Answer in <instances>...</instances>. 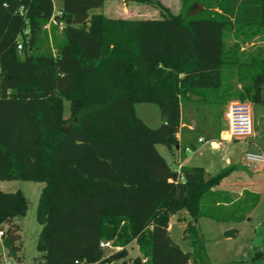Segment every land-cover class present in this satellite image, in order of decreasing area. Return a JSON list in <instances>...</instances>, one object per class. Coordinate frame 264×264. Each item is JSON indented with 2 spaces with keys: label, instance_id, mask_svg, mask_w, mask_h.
I'll list each match as a JSON object with an SVG mask.
<instances>
[{
  "label": "trees",
  "instance_id": "1",
  "mask_svg": "<svg viewBox=\"0 0 264 264\" xmlns=\"http://www.w3.org/2000/svg\"><path fill=\"white\" fill-rule=\"evenodd\" d=\"M62 2L61 36L52 51H40L54 0H0V180L45 184L36 210L38 264H112L128 258L132 243L130 264H211L198 219L213 217L208 201L222 204L215 188L232 168L213 176L197 165L176 168L157 145L180 147L182 98L221 102L223 70L234 64L225 32L263 27L264 0H217V10L193 14L189 5L173 13L155 2L158 18L92 12L106 0ZM253 65L248 90L264 104V56ZM136 103L157 104L162 124L148 126ZM28 208L21 189L0 190V230L16 251L14 219ZM182 211L191 218L184 236L193 252L170 235V219ZM101 241L119 249L108 253Z\"/></svg>",
  "mask_w": 264,
  "mask_h": 264
},
{
  "label": "rangeland",
  "instance_id": "2",
  "mask_svg": "<svg viewBox=\"0 0 264 264\" xmlns=\"http://www.w3.org/2000/svg\"><path fill=\"white\" fill-rule=\"evenodd\" d=\"M130 0H106L102 8L94 9V13H106L113 16H122L121 12H113V5L123 6L127 4L129 12L126 17L141 18H158L161 8L155 2L168 7L173 13H180L189 5V13H197L206 8L207 10H217V0H150V2H128ZM61 0H55V8L58 9ZM110 10L112 12H110ZM132 10L133 12H131ZM62 28L49 26L47 23L43 28V34L39 41L40 51H52L54 40L61 36ZM56 37V38H55ZM226 55L229 56L232 63L241 64L240 68L233 66L225 67L222 75V87L220 89L221 99L219 104L208 103L203 97L191 95L188 99L182 98V122L194 126V130L190 132V137L186 136V141L195 143L200 150L196 152L191 150L186 152L187 157L193 158V165H202L206 159H209L207 153L212 139H219L222 132H227V119L225 110L227 104L231 101H239L240 103L249 102L252 112L255 114L258 123L257 133H264V104L256 103L252 100L251 92L248 90L250 86L249 76L253 72L255 66L253 62L264 56V26L257 27L242 26L227 30L224 36ZM264 98V86L262 88ZM223 103V104H221ZM65 115L70 113L69 101L64 100ZM135 110L137 115L150 127H159L163 120L159 106L155 103H136ZM255 112V113H254ZM186 129H183L185 131ZM261 133V136H262ZM203 136L205 142H197V138ZM251 137V136H250ZM246 137L245 142L239 143L238 147H248L254 151H258L254 142L259 143V138ZM246 143V144H245ZM249 143V144H248ZM223 146L228 147L226 141ZM235 144V143H232ZM237 144V142H236ZM248 144V145H247ZM159 152L172 165L175 163L172 159L169 149L165 145H157ZM248 163V162H247ZM207 164V163H206ZM205 164V165H206ZM175 165V164H174ZM217 167L218 162L213 164ZM251 169L245 168L242 172L236 171L225 177L226 181H230L233 177L247 174L253 175L247 179L255 182V190L248 188L243 196H231L225 192H221L222 204L216 205L213 201H208L211 207L207 211L213 217L202 216L198 219V233L202 246V253L211 264H264V179H260V175L264 176V164L258 163L256 168L250 165ZM207 176H212L207 174ZM43 182L36 181H20V180H0V190L15 191L21 189L28 199L29 208L25 215L16 216L14 221L20 227V250L18 257L22 258V264H38L41 260V254L37 249V242L41 224L37 221V205L39 196L44 187ZM228 197V204H224V197ZM231 199V200H230ZM208 207V205H207ZM217 217H220L217 220ZM190 216L182 211L180 215L175 214L170 219V235L173 240L179 244L184 251L193 252L194 246L191 240L184 236V229L187 226ZM1 229V226H0ZM228 230L234 231V236H225ZM3 240L0 238V264H19L17 259L8 256V251L2 245ZM114 248L106 249V252L117 250ZM128 258L119 259L112 264H130L128 259L137 254V246L132 243L127 246ZM126 261V262H125ZM128 261V262H127ZM80 264H100V263H80Z\"/></svg>",
  "mask_w": 264,
  "mask_h": 264
},
{
  "label": "crops",
  "instance_id": "3",
  "mask_svg": "<svg viewBox=\"0 0 264 264\" xmlns=\"http://www.w3.org/2000/svg\"><path fill=\"white\" fill-rule=\"evenodd\" d=\"M54 2H55V0H54ZM128 2L131 3L132 0H130ZM62 5H63V2L61 0V3H60L58 8H61ZM111 10L113 12H121L122 16H119V17L132 18V17H126L127 12H129L126 3H123V6L113 5ZM111 10H110V12H112ZM130 11L133 12L132 10H130ZM104 14H106V13H104ZM106 15L111 16V17H116V16H113L111 14H106ZM136 18H141V17H136ZM254 115L255 114H253V112H252L253 134L250 138H252V137L259 138L260 137L259 143L254 142V145L256 146L258 151L257 150L254 151L248 147H245V148L238 147L240 145L239 143H242L245 140V138H239V139L234 138V139H232V138L228 137L227 132H222L220 134V137H221L219 139L220 141H218L216 139H212L209 143L210 147L207 151V153H209L208 154L209 159L207 158L206 159L207 161H205L202 165H197V166L203 167L207 174L209 173L213 176V175H216L222 169L229 168V167L232 168L231 173H230V175H231L233 172H236V171L238 172L240 170H242V172H244L243 170H245V168L251 169L250 165H252L253 168H256L258 163L264 164V160H262L261 162H252L246 158L247 153L261 154L264 157V133H262V131H261L262 136H261V133L260 134L257 133L256 130L258 128V123L256 122V118ZM183 129H186V130L183 131ZM193 130H194L193 125L185 124V123L181 122V127H180V131H179L180 147H177L174 150L169 149L171 156L173 157L172 160L175 162L174 163L175 165L173 164V166L176 168H179L180 166L193 165V163H191L193 161V158L187 157L185 155V153L187 152L186 148H188L187 147L188 143H186L185 145H182L184 141L187 142L186 136L188 135V138H189L191 135L190 132ZM199 138H203V141L199 142L198 141ZM223 141H226L227 145L229 144V146L228 147H221V145L222 146L224 145ZM197 142H199V143L205 142L204 137L199 136L197 138ZM236 142H237V144H236ZM232 143H235V144H232ZM193 144L195 146V149H193V147H191L190 151L191 150H193L195 152L197 150L202 151L201 149H199L198 145H196L195 143H193ZM158 145H160V144H158ZM216 162H218V164H219L218 169H217V167H213L214 166L213 164H215ZM252 176H253L252 174L247 175L245 173L241 176L239 175L238 177H233V179H231L229 182L226 181L224 178L215 189L219 192H225L227 194H230V198H231V196L232 197L233 196H237V197L243 196L244 192L247 191L248 188L253 189V190H255V188H258V187H255L256 185H258L257 183L255 184L254 181L250 182V180L247 179V178L252 177ZM253 178H254V176H253ZM260 179H264V176L260 175ZM169 229H170V227H169ZM19 232H20V230H19ZM5 236H2L0 238L3 240ZM17 253H18V251H17Z\"/></svg>",
  "mask_w": 264,
  "mask_h": 264
},
{
  "label": "built area",
  "instance_id": "4",
  "mask_svg": "<svg viewBox=\"0 0 264 264\" xmlns=\"http://www.w3.org/2000/svg\"><path fill=\"white\" fill-rule=\"evenodd\" d=\"M63 11L56 9L52 17L48 21L49 26H57L62 28L64 25ZM21 48V44L18 45ZM225 117L227 119V135L229 138H246L253 134V117L251 104L248 102L240 103L239 101H231L227 104L225 110ZM199 142L203 141V138L198 139ZM187 152L190 148L186 149ZM246 158L252 162H261L264 157L261 154L247 153ZM3 231L0 230V237H2ZM100 246L103 248H114L112 242L101 241ZM119 249V247H116Z\"/></svg>",
  "mask_w": 264,
  "mask_h": 264
},
{
  "label": "water",
  "instance_id": "5",
  "mask_svg": "<svg viewBox=\"0 0 264 264\" xmlns=\"http://www.w3.org/2000/svg\"><path fill=\"white\" fill-rule=\"evenodd\" d=\"M67 23H71V19L67 20ZM225 236H234V231L233 230H228L225 232ZM3 247H5L8 251V256L13 258V259H17L18 258V253L16 251V248L12 242V239L10 238V236H5L2 242Z\"/></svg>",
  "mask_w": 264,
  "mask_h": 264
}]
</instances>
